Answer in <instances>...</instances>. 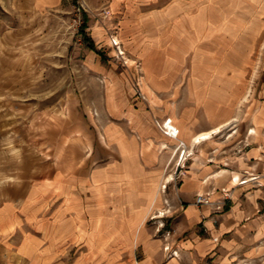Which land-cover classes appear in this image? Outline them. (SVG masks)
<instances>
[{
	"label": "crops",
	"instance_id": "crops-1",
	"mask_svg": "<svg viewBox=\"0 0 264 264\" xmlns=\"http://www.w3.org/2000/svg\"><path fill=\"white\" fill-rule=\"evenodd\" d=\"M192 1L197 7L207 1L226 10L233 4L243 12L242 18L219 22L224 38L237 37L243 43L233 52L229 42L220 54L195 49L193 33L204 25V17L196 13L185 22L194 47L185 53L191 55L193 72L195 66L202 69L195 71L201 85L194 94L195 105L205 107L202 126L193 124V115L185 122L176 118L178 137L172 139L154 124L155 115L166 114L160 108L166 103L150 99L146 106L141 100L137 109L125 104L123 112L124 99L109 98L110 116L123 115L130 133L106 120L99 144L93 147L92 140L84 158L70 168L54 166L46 178L20 176L0 187V264H238V257L264 251V67L246 71L239 62L264 57V0ZM17 2L35 9L55 0ZM178 5L168 6L167 12ZM157 12L162 13V25L151 30L155 40L168 17L166 11ZM151 13L156 11L141 25L148 27ZM174 26L176 44L181 43L182 18ZM185 53L168 52L156 63L145 51L139 53L142 82L149 90L165 89L181 70ZM227 124L232 126L220 136ZM204 131H210L208 138L192 140ZM178 139L192 148L172 196L183 205L165 218L173 233L159 238L147 219L164 205L159 186L167 153L173 154L170 148ZM162 142L170 146L164 152ZM220 189L229 191L222 211L213 212V203H193L198 192L216 201ZM166 241L177 256H164L161 246Z\"/></svg>",
	"mask_w": 264,
	"mask_h": 264
},
{
	"label": "rangeland",
	"instance_id": "rangeland-1",
	"mask_svg": "<svg viewBox=\"0 0 264 264\" xmlns=\"http://www.w3.org/2000/svg\"><path fill=\"white\" fill-rule=\"evenodd\" d=\"M16 2L0 0V187L20 176L46 178L54 166L70 168L84 158L92 140L93 147L99 144L100 133L107 127L106 120L130 133L123 115L110 116L107 100L111 97L124 99L121 100L123 112L127 106L137 109V102L141 100L146 106L150 99L166 103L167 106L160 107L166 114L161 118L154 116V124L163 135L161 124L165 118L170 120L166 124L170 131L176 128L178 132L176 118L185 122L189 115L194 116L195 126H202L207 117L205 107L195 105L194 101L201 85L196 83L201 78L195 71L202 69L198 65L193 72L191 55L185 53L194 48L185 23L190 16L200 13L205 20L203 26L198 25V33H193L195 49L215 55L222 52L224 42H229L227 47L232 52L243 44L237 37L224 38L219 28L223 19L243 17V12L234 10L233 4L226 10L207 1H200L197 7L192 0H141L135 4L132 0H116V3L113 0H55L34 9ZM175 3H179L178 8L167 12L168 6ZM159 10L166 11L168 17L155 40L151 30L162 25ZM153 11L156 13H151L146 22L151 29L141 25ZM180 18L184 40L176 44L174 25ZM83 34L91 38L101 55L88 47ZM261 35L262 32L257 39ZM143 51L152 58V63L160 61L168 52L185 53L181 73L178 70L165 89L149 90L142 82L139 53ZM239 62L246 71L250 67H264V57L243 58ZM230 126L221 127L220 136ZM167 137L176 139V136ZM182 143L176 140L170 148L173 154L167 153L162 188L159 186L164 205L151 212L147 219L159 238L161 227H170L166 226L165 218L183 205L172 197L192 150L189 144ZM160 147L164 152L170 146L162 142ZM219 191L221 196L208 203H213V212L222 211L229 199V191ZM198 193L194 194L193 203ZM217 204H221L218 209ZM161 250L164 252L163 246ZM164 256L168 258L165 252ZM236 262L264 264V251L238 257Z\"/></svg>",
	"mask_w": 264,
	"mask_h": 264
},
{
	"label": "built area",
	"instance_id": "built-area-1",
	"mask_svg": "<svg viewBox=\"0 0 264 264\" xmlns=\"http://www.w3.org/2000/svg\"><path fill=\"white\" fill-rule=\"evenodd\" d=\"M170 122L169 118H165L163 121H162V128H161V131L167 135V136H176L177 134V129L174 128L173 130H169L170 128L166 127V124ZM210 199L208 197V194H196L195 198H194V203L195 204H208L210 203ZM221 207V204H217L216 205V209L220 208ZM162 226V224H161ZM159 229V228H158ZM157 229V230H158ZM171 233H173V229L172 228H162L161 227V230H160V234H162L161 236L163 238H166V237H169L171 235ZM163 249H164V252L166 253V256L167 257H174V256H177V250L175 248H172L171 244H169V242H165L163 245Z\"/></svg>",
	"mask_w": 264,
	"mask_h": 264
},
{
	"label": "trees",
	"instance_id": "trees-1",
	"mask_svg": "<svg viewBox=\"0 0 264 264\" xmlns=\"http://www.w3.org/2000/svg\"><path fill=\"white\" fill-rule=\"evenodd\" d=\"M83 26H84V23H82L81 27L83 28ZM83 38L90 49L94 50L97 54L101 55V51L96 48V46L93 44L90 37L83 34Z\"/></svg>",
	"mask_w": 264,
	"mask_h": 264
},
{
	"label": "bare ground",
	"instance_id": "bare-ground-1",
	"mask_svg": "<svg viewBox=\"0 0 264 264\" xmlns=\"http://www.w3.org/2000/svg\"><path fill=\"white\" fill-rule=\"evenodd\" d=\"M214 130H216V128H213ZM209 132L210 131H204V132H200L196 135L193 136L192 140L195 141V142H199L200 139H205V138H208L209 137ZM183 144V143H182ZM184 145V144H183ZM185 147V146H184ZM245 180V179H244ZM243 180V181H244ZM164 186V185H163ZM161 187V185H160ZM162 188V187H161Z\"/></svg>",
	"mask_w": 264,
	"mask_h": 264
}]
</instances>
